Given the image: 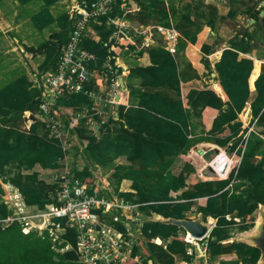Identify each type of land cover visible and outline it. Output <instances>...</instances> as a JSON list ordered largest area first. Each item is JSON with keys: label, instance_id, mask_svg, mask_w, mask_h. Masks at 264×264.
I'll return each instance as SVG.
<instances>
[{"label": "trees", "instance_id": "obj_1", "mask_svg": "<svg viewBox=\"0 0 264 264\" xmlns=\"http://www.w3.org/2000/svg\"><path fill=\"white\" fill-rule=\"evenodd\" d=\"M3 0H0L2 3ZM27 4L33 0H18ZM44 7L31 18L33 25L43 29L56 24L57 30L52 36L39 44L37 48H29L33 52L40 51L45 55L41 70L55 68L63 45L68 40L71 29V19L68 11L54 16L51 7L61 0H43ZM140 9L125 17L133 22L175 28L180 36L177 48L172 53L166 46L150 47L152 65L131 68L130 73L139 76L143 90L139 95L138 106H126L125 98L128 91L120 90L118 119L97 117L101 124V134L98 136L93 128L86 124L87 117L79 121V125L70 128L81 139H87L84 148L86 166L79 170L73 169L72 174L89 183L100 181L95 174V167H100L103 173H111L114 187L102 189L118 195L127 201L140 204V210L149 214L157 212L165 217L189 218L187 213L196 204V212L203 214L205 219L212 216L216 219L215 226L208 238L211 257L236 253L237 259L224 260L222 264H259L260 250L245 241L224 242L230 238L236 228L247 231L254 227L259 205H264V63L262 72L256 80V95L251 106L257 124L263 126L258 132H252L245 146L242 160L237 171H232L228 178L202 181L184 190L177 196L172 191H179L186 185V179L194 171L191 159L187 156L193 145L191 134V118L197 115L202 118L204 109L208 106L218 109L208 129L210 137L220 146H227L234 139L230 151L241 154L243 135L239 113L242 112L250 99L249 77L254 68V61L249 58L238 59L239 47L247 51L248 42L252 40L249 30L232 42L231 48H226L215 68L219 74L223 90L228 100H223L215 90L192 89L188 94L189 108L184 107L181 95V81L198 77L191 63L186 69L180 70V54L188 43H195L202 25L191 20L188 11L179 21L171 22L173 12L167 7L166 0H138ZM123 0H116L109 14L91 21L99 39L86 35L81 46L96 57L88 65L89 70H103L110 63L112 71L106 72L107 83L111 78L122 73V68L116 65V59L126 47H134L122 38L116 41L112 38L115 24L111 19L123 17L125 10ZM191 6V3H189ZM260 8H264L260 6ZM260 10L252 13L257 23L264 27V16ZM157 31V30H155ZM205 63L210 66L208 60ZM187 69L191 72L189 78L185 75ZM118 70V72H117ZM88 89L99 91L93 81ZM134 91H130V95ZM39 89L32 87L26 74H21L0 87V177L10 181L22 192L25 201L31 206L44 208L49 201L51 183L40 178V173L33 170L36 164L44 169H59L65 158L60 140L50 137L44 122L38 120L28 128L21 126L23 113L26 110L35 113L39 110ZM59 102L65 107H78L93 104V99L84 92L63 95ZM69 121L68 115L65 118ZM202 120V119H201ZM112 123L119 126L112 128ZM120 155H127L131 165H121L115 162ZM181 156L186 164L179 174L171 171L175 158ZM257 155H262L260 159ZM139 162V163H138ZM14 164L12 170L8 166ZM93 165V167H92ZM33 170L30 173L24 172ZM124 178L133 181L134 191H120L119 184ZM237 180L234 188H228L232 180ZM245 185L243 189H240ZM4 188L0 181V217L9 213L3 201ZM142 211V212H143ZM190 219V218H189ZM143 235L149 239L147 245L136 247L133 255L142 253L143 264H176L175 254L184 253L189 243L186 242L185 230L175 224L145 220L142 225ZM183 231L184 235L181 234ZM234 235V232L232 233ZM160 237L163 244L151 242ZM61 242H54L46 234L25 233L18 222L0 227V264H82L79 262L77 233L68 228L62 234ZM160 242V240H157ZM165 243V244H164ZM70 248L65 251L58 249Z\"/></svg>", "mask_w": 264, "mask_h": 264}, {"label": "crops", "instance_id": "obj_2", "mask_svg": "<svg viewBox=\"0 0 264 264\" xmlns=\"http://www.w3.org/2000/svg\"><path fill=\"white\" fill-rule=\"evenodd\" d=\"M33 1L27 4H21L18 0H3L2 3H0V53L2 55V60L6 63H9L6 66V68L0 71V78H4L2 80L5 83H9L11 80L15 79L21 74H26L28 80H30V82L33 84L35 82V79L39 77L40 73L45 71V70H41L40 68V65L42 64L45 55L40 51L33 52L29 49L31 47L37 48L39 46V44L35 45L32 42L33 38L31 37L35 36V32L33 28L29 25L30 22L32 23L31 21L32 16L37 12L31 14L30 12L26 11L22 5H31ZM263 1L264 0H166L167 7L171 9L173 12V17L170 19L171 22L179 21L180 18H182L189 11L191 20L195 21L200 26L202 25L201 30L197 34L196 42L192 43L188 41L185 49L181 51L180 54L181 56L179 60L180 61L179 69L184 70L186 69V65L191 63L199 75L198 77H195L193 79L187 81L184 80L181 81L182 101L184 107L186 108H189L188 94L192 89L215 90L218 92V95L223 100L229 99L227 94L222 88L219 74L215 68V65L221 59L223 51L226 48L233 47L232 42L239 43L237 39L241 38L242 34L246 32V30H249L252 38V40L248 42L246 46L249 49L245 52L242 51V47H239L240 51H239L238 59H242V58L252 59L254 61V68L249 77V88L251 92L250 99L247 101L246 106L244 107L242 112L239 113V121L242 123V130L240 131L239 135H243L246 132L248 126H250L256 118L253 115L251 103L256 95L255 83L260 73L262 72V65L264 63V27L260 26L257 23L256 19L252 17V13L256 10H260L259 15L264 16V14H262L264 8H260V6H263L262 5ZM73 2L74 0L59 1V3L66 5V9L63 11H68V12L70 11V7L72 6ZM189 3H191V6L189 5ZM140 4L141 3L138 0H123L122 7L125 10V13L123 17H118L119 20L124 25L126 24V30L129 34L128 41L131 43L132 46H134V47H126L121 52V54H124L123 59L120 57L121 54L116 59V65L118 67H121L123 70L121 74L117 75V80L120 86V76H121L124 82L123 90L128 91V95H126L125 98L123 99L125 100L126 106L128 107L138 106L139 95L137 91L143 90V87L141 86L142 79L139 76L130 73L131 68H135L138 66L146 67L152 65L151 56L148 52V48L150 47H159L161 45H164L166 46V48L170 49L168 47V40L166 39L165 35L161 31H159V29H157V25H154V23H150V24L136 23L130 20L129 18L125 17L126 14L135 13L138 9H140ZM62 12H60L59 14H61ZM52 13L54 16L59 15L54 12ZM49 27H52V30L50 31L49 37L47 39H49L52 36V34L58 29L56 24L50 25L43 29H39V30H45L48 29ZM136 27L139 28L141 27L140 29L144 27H149L152 35L150 36L149 34L146 35L143 32L135 31L133 28ZM115 31L113 32V34L117 32ZM86 35L92 36L96 40L99 39V36L97 35L91 22L89 23L88 28L86 30ZM179 36L180 33L178 32V37L175 42L174 50L172 51L170 50L172 53H174V51L177 48V42ZM11 53L16 54V56L10 57ZM206 59L210 63V66H208L205 63ZM18 70H19V75H18ZM9 71H14V75L10 76V78L4 76L5 72L8 73ZM185 75L189 78L191 72L187 69ZM102 80H104V84L103 86L99 85L98 90H101L102 87L110 84L107 83L108 79H102ZM130 91H134V93L130 95ZM102 108L105 111L104 117L106 119H109L110 117L115 118V120L118 119L115 109V104L104 106ZM65 110L68 115L70 114L80 115L79 120L86 118V116H88L86 124L88 126L92 124L94 127L98 125L99 129L97 130V135L99 136L101 134L100 131L101 124L99 123L98 119H96L98 116L92 114L91 107L87 105H80L78 107H65ZM25 112H29V110H26ZM218 113H219L218 109L208 106L204 109L202 118L197 115L192 116L191 126H190L191 134L189 135V137L193 140V145L189 148L187 152V156L191 159V163L195 169L187 177L185 187H183L179 191H172L171 192L172 196L175 197L181 194L184 190H188L194 184H197L199 182L228 178L229 175L232 173L230 169H227L225 172L221 174V176H218L209 166L211 165L210 161L214 157L218 156V154L219 157L214 159V161L217 160L218 163L219 159L222 158L221 161H223L224 157L227 160L224 150L225 151L229 150L231 156L232 155L237 156V153L239 154L240 151V149H238V151L236 152L230 151V146L233 145L234 139L231 140L227 146H220L212 139L213 137H210L211 135L210 133H208V129L212 126L213 118L216 115H218ZM36 115L39 120L40 116L38 114ZM118 120L120 121V119ZM19 123L21 126L25 125L24 120L19 121ZM111 126L112 128H116L117 126H119V123H112ZM255 128L256 131L254 132H258L263 128V126L256 124ZM70 142L71 143L67 149L65 158L63 159V161H61L59 169L61 170L65 166H67L71 168V172L76 167L79 170H82L87 163L84 156V151H83L84 148L83 149L79 148L77 142H74L73 140H71ZM243 149L245 150V148L242 147L240 153L242 155L244 153ZM261 157L262 155H257L258 159H260ZM115 162L121 165L132 164V161L128 159L127 155H120L115 159ZM185 164H186L185 159L180 155L177 156L175 158L173 165L171 166L172 173L179 174L184 168ZM13 166L14 164L8 166V170H12ZM33 170H36L40 173L41 179H44L49 182L52 180L51 178L52 171H55L56 169L55 170L44 169L40 164H36ZM33 170L24 171V172L30 173ZM111 173L112 172L103 173L101 168L99 171H96V176L98 177V179L101 178L98 184L104 187V189L105 188L112 189L111 187H114L111 179ZM2 179L3 178L0 177V181L2 182V187L4 188L3 184L10 181H4ZM236 182L230 183L228 188L233 189L234 184ZM132 183L133 181L131 179L124 178L119 184L120 191H134V189L132 188ZM15 186L17 187V185ZM244 187L245 185H242L240 189H243ZM4 193H5V189H4ZM112 193L113 192H111L110 194L111 196ZM113 196L116 195L114 194ZM196 202H197L196 204L199 203L198 199L196 200ZM196 204L193 206L191 211L186 212L190 219L197 218L199 215H201L196 212V207H195L197 206ZM152 213H157V212H152ZM152 213L149 214L148 212L143 211L142 223H144L146 219L152 220ZM205 220L211 221L213 223V227L215 226L216 219L213 218L212 216H208ZM140 226H141L140 223H135L134 227L137 229V231H139L140 236L138 237V240L139 242L140 241L141 242L138 247L141 248L142 245H147L149 239H147L143 235L142 232L143 226L141 227ZM250 231L248 230L243 232L240 231L237 233L239 234L238 237L234 236L232 234L233 232H231L232 237L230 236V238L224 242L226 243L231 241L232 242L242 241L240 235H243L246 232H250ZM181 234L184 235L183 231H181ZM209 236H210V232L207 235V239L209 238ZM158 239L160 240V242L157 241ZM151 242L163 244L164 241H162L160 237H155L151 239ZM185 252H186V248H185ZM174 257L176 264H179L178 263L179 260L186 259L184 253L175 254ZM227 259L235 261L237 259L236 253L218 255L214 257H211V255L208 256V262H210V264H222V261ZM235 264H243V263L240 262Z\"/></svg>", "mask_w": 264, "mask_h": 264}, {"label": "built area", "instance_id": "obj_3", "mask_svg": "<svg viewBox=\"0 0 264 264\" xmlns=\"http://www.w3.org/2000/svg\"><path fill=\"white\" fill-rule=\"evenodd\" d=\"M115 2L116 0H74L69 11L71 29L68 40L58 57L57 65L55 68L41 72L32 84V87L39 89L38 115L44 122L49 136L59 139L65 152L71 140L77 142L81 149L87 146L88 140L81 139L76 132H70V128L79 125L80 115L67 114L65 106L59 102L63 95L81 92L88 94L93 99L92 114L102 117L105 116L102 107L113 105L116 102L119 88L117 77L111 78L112 84L105 85L99 91L88 89L92 81L97 86H103L104 80L102 79H106V72L112 71L113 68L110 63H106L103 70H89L88 65L92 60H96V57L81 46L89 23L109 14ZM111 21L117 27V32L115 31L112 38L115 37L117 42L123 37L128 40L126 24L124 25L119 18L111 19ZM140 28L133 29L146 35H152L149 27ZM158 29L168 40L170 50H174L178 31L175 28L162 26H158ZM67 115L68 122L65 119ZM104 122L105 120H102L100 124ZM31 124L32 121H29L26 126L29 128ZM256 124L257 118L243 134V148L250 134L256 131ZM90 128L95 127L91 124ZM224 152L227 160L224 157L223 161L221 158L217 163L214 159L219 157L218 154L210 161L209 166L218 176H221L227 169L237 171L241 162L242 154L231 156L229 150H224ZM99 170L100 167L96 166L95 174ZM51 176L52 180L49 183L53 187L49 192V201L44 208L27 204L18 187L10 182L4 183L3 201L9 213L3 218L0 217V227L18 222L23 232L27 234L34 232L40 236L48 234L54 242H61L62 234L68 228H72L77 233L76 250L78 260L82 264H143L142 254L133 255L134 249L141 242L138 240L139 231L134 227L135 223H140L141 226L143 224L140 204L118 196H111L109 192H102L104 187L75 177L71 168L67 166L61 170L52 171ZM233 182L236 180H232L231 183ZM186 242L189 243L186 247L188 257L179 260V264H210L206 256L207 236L197 239L186 234ZM68 248L70 245L58 250L65 251Z\"/></svg>", "mask_w": 264, "mask_h": 264}, {"label": "water", "instance_id": "obj_4", "mask_svg": "<svg viewBox=\"0 0 264 264\" xmlns=\"http://www.w3.org/2000/svg\"><path fill=\"white\" fill-rule=\"evenodd\" d=\"M264 6V1L263 4ZM264 14V10L262 11ZM118 72V70H117ZM120 87L121 90L124 89V82L120 76ZM120 94L116 95L115 109L117 115L119 114V103ZM37 122L38 117L33 113L29 112L28 115L24 113V121L28 123L29 121ZM95 129L98 130L99 126L96 125ZM152 220L159 221L167 224H175L182 227L186 233L194 238L202 239L205 238L209 232H211L213 223L211 221L205 220L204 216L201 214L197 218H175V217H165L158 213H152ZM241 240L247 242L248 244L257 247L260 250L259 264H264V205H259L258 216L255 220L254 230L246 232L240 235Z\"/></svg>", "mask_w": 264, "mask_h": 264}, {"label": "rangeland", "instance_id": "obj_5", "mask_svg": "<svg viewBox=\"0 0 264 264\" xmlns=\"http://www.w3.org/2000/svg\"><path fill=\"white\" fill-rule=\"evenodd\" d=\"M44 1L43 0H34L32 2L31 5H22L24 7V9L28 12H30L31 14H34L38 11H40L43 7H44ZM52 12L56 13V14H59L60 12H62L63 10L66 9V5H63L62 3H57L55 4L52 8ZM29 25L33 28L34 32H35V36L31 37L33 38L32 42L33 44L35 45H38L40 44L41 42H44L45 39H47L49 37V34H50V31L52 30V27H49L48 29H45V30H39V29H36L33 24L30 22ZM11 56H16V54L14 53H11L10 54V57ZM123 56L124 54H121L120 57L123 59ZM9 63H6L2 60V55L0 53V71L4 68H6V66L8 65ZM14 75V71H9L8 73L5 72V75L4 76H7L8 78H10V76ZM18 75H19V70H18ZM4 78H0V87H2L3 85H5L6 83L2 80ZM257 216H258V213L256 214V219H257ZM250 230H254V227ZM248 230V231H250ZM234 232V236H237L239 234H237L238 232H240L238 229H234L233 230ZM138 235L140 236L139 232H138ZM210 252H209V244H208V248H207V253H206V256H210ZM210 263V262H209ZM202 264V263H200Z\"/></svg>", "mask_w": 264, "mask_h": 264}, {"label": "clouds", "instance_id": "obj_6", "mask_svg": "<svg viewBox=\"0 0 264 264\" xmlns=\"http://www.w3.org/2000/svg\"><path fill=\"white\" fill-rule=\"evenodd\" d=\"M169 50H170V49H169ZM120 88H121V87L119 86V89H120ZM120 90H121V89H120ZM117 94H118V92H117ZM117 94H116V95H117ZM116 102H117V101H116ZM116 102H115V104H116ZM119 103H120V102H119ZM29 112H33V111H30V110H29ZM29 112H24V113H25L26 115H28ZM24 113H23V120H24ZM33 113H34L35 115H36V114H39V112H37V113L33 112ZM118 115H119V114H118ZM118 115H117V117H118ZM36 116H37V115H36ZM39 120H41V119H39ZM28 121H30V120H28ZM41 121H42V120H41ZM24 122H25V121H24ZM33 123H34V122H33ZM100 123H101V122H100ZM27 124H28V123L25 122V126H26ZM30 126H31V125H30ZM26 127H27V126H26ZM94 131L97 132V130H96L95 128H94Z\"/></svg>", "mask_w": 264, "mask_h": 264}]
</instances>
